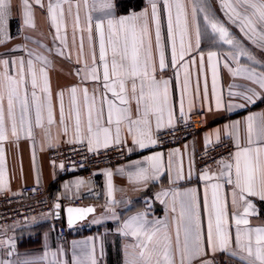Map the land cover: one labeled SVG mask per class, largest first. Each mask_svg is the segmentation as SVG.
Listing matches in <instances>:
<instances>
[{
    "label": "snow or ice",
    "instance_id": "1",
    "mask_svg": "<svg viewBox=\"0 0 264 264\" xmlns=\"http://www.w3.org/2000/svg\"><path fill=\"white\" fill-rule=\"evenodd\" d=\"M65 3H70V0H48L47 4L48 17L52 26L56 28L57 38L64 17ZM33 4L44 7L43 0H21L23 22L26 26H35ZM147 4L148 6L139 12L132 11L128 15L117 16L114 11V0H99L98 4L92 6L89 0H83L84 7L88 9L85 26L89 41L92 44L95 33L99 42V58L97 61L93 45V65L90 68L85 65L87 73L81 78V83L85 84L90 80L99 84L103 91L100 92L97 100L96 87L89 96L87 87L73 85L56 93V97L59 101V123L63 126L65 135L68 132L67 120L74 116L75 133L78 138L81 136L82 109L86 111L87 125L84 132L87 135L89 151L93 150V143L98 146L102 143L104 147L112 143L120 144L121 126H126L134 144L141 149L146 148L156 143L151 136L153 117L156 118L158 128L165 112L168 113L169 124L172 123L169 81L162 78L169 64L166 62L165 46L161 37V0H147ZM162 7L167 11V38L171 43L170 65L172 68H177L179 65L185 70L184 93H189V80L187 63L181 62L192 52L193 35L197 49L200 47L202 36L213 42L230 46L229 58L236 61L239 66L235 69L228 64L226 66L233 75L243 74L245 79L264 92V64L256 59L253 51L245 43L246 40L255 48L264 51V0H221V10L228 22L239 29L244 39L233 35L226 24L208 10L206 0H200V6L193 5L191 23L184 0H162ZM76 8L75 27L79 28V2ZM173 8H175L174 20ZM68 11L71 14V6ZM93 11L99 13L95 18L92 15ZM201 17L202 19H199ZM10 19L11 0H0V43H5L3 37ZM149 20L155 27V47L158 57L153 54ZM82 47L81 38V50ZM60 54L63 55V52ZM28 56L27 60L23 57L0 60V68L4 69L0 72V141L7 140L9 133L17 140L20 139L21 132L32 137L34 127H43L45 118L49 127L55 123V105L46 70L49 61L42 54L29 52ZM216 57L217 53L214 51H209L207 54L212 70L214 92L217 76L216 63H214ZM241 58L244 59V63H241ZM200 65L203 69L202 53ZM81 72V69H77L76 75L81 76ZM158 75L160 79L157 78ZM65 91L69 94L67 117L64 108ZM78 93L82 94L83 105L78 100ZM238 95H241L247 103H254L255 99H264V96L254 88H248ZM180 104L181 116H183V95ZM191 105L192 99H189V107ZM216 106L217 109L220 108L219 98ZM244 106L239 105V107ZM113 125H115L114 134ZM228 127L237 130L234 134L237 151L232 153L227 161L218 162L221 169L219 175L215 173L210 175L208 170H205L200 177L206 182L203 200L207 214L206 235L202 227L200 202L196 190H189L183 194V199L180 201V217L174 237L167 224L160 221L150 222L143 213H137L124 221L120 231L132 240L128 247L133 249L125 264H194L196 261H199V264H212L203 257L209 251L213 253L217 250L227 251L233 243L240 252L246 253L239 257L236 252L229 253L233 258L239 259L240 264H264V226L252 227L249 220L250 216L257 214L250 197H258L264 201V119L257 122L254 116L250 115L246 118L247 146H242L240 143L239 122L226 126ZM216 135L218 140L219 131ZM253 137L259 146H253ZM146 160L149 168H137L135 173L137 182L158 179L163 166L162 154L157 153L147 157ZM172 165L173 160L170 155L167 163L169 173ZM107 175L111 192V172ZM184 178L181 161L176 179ZM221 179L225 184L232 186L233 207L236 206V196L239 194V201L243 205L242 212L234 211L229 217L226 198L221 196L222 184L213 182ZM56 207L59 208L60 205L57 204ZM92 211H94L92 208H68V223L70 225L73 223V214H76L77 218H82L84 214ZM175 211L176 208L173 206L172 212ZM230 219L232 223H229ZM56 255L57 253H53V256ZM87 257L90 264H96L92 252L87 253ZM0 264H11V262L0 261ZM23 264H33V262L26 260ZM53 264L60 262L57 260ZM73 264H85V262L77 257Z\"/></svg>",
    "mask_w": 264,
    "mask_h": 264
},
{
    "label": "crops",
    "instance_id": "2",
    "mask_svg": "<svg viewBox=\"0 0 264 264\" xmlns=\"http://www.w3.org/2000/svg\"><path fill=\"white\" fill-rule=\"evenodd\" d=\"M78 2L80 3V27L76 28L74 18ZM43 3V8L33 4L35 26L31 27L26 26L23 22L21 0H11V19L3 37L5 43H0V60H12L18 57L27 60L29 52L47 57L49 63L46 70L55 105V123L49 127L45 118L43 127H34L32 137L21 132L20 139L17 140L9 133L7 140L0 141V194H15L23 185L38 183L48 187L51 195H54L56 191H59L63 197L71 199L87 195L88 198H84L82 204L73 206L78 208L91 206L94 211L90 212L86 219L73 226H69L66 222V206H64L59 208L58 214L57 210L54 209L48 214L35 215L23 222L0 229V261L23 264L24 261L28 260L32 261L33 264H53L54 261L58 260L60 264H73V261L78 257L85 264H90L87 253L92 252L96 264H125L126 259L133 253V249L128 247L132 240L125 237L120 231L124 221L137 213H143L150 222L160 221L167 224L171 235L174 237L180 217V201L185 192L193 189L196 190L200 202L201 222L206 235L207 214L203 207L206 182L200 177L205 170H208L210 175L213 173L219 175L221 169L219 164H216L205 170L197 171L194 165V154L198 149L222 140L231 141L234 146L233 153L237 151L234 139L237 130L231 127L226 128V126H231L236 122H239L240 143L242 146H247L246 118L250 115L254 116L257 122L264 119V99H255L254 103H247L238 93H244L248 88H254L258 93H261V96H264V92H261L257 85L245 79L243 74L233 75V72L226 66L228 64L232 69L239 66L236 61L229 58L230 46L213 42L202 36L200 47L197 49L193 35L192 52L190 55H186L184 61L181 62L187 63L189 80V93H184L185 70L179 65L177 68H172L170 65L171 43L167 38V11L162 7L161 0V37L165 46L166 62L169 64L162 78L169 81L172 123L169 124L167 112L164 113L159 128L156 118L153 117L151 122L152 139H154L157 131L173 126L177 117L181 116L180 101L182 95L184 98L183 116L203 110L207 113L208 127L193 138L176 146L162 149L156 147L155 143L141 149L133 143L132 136L128 134L126 126H121L120 144L124 145L129 153V158L126 161L96 170L94 176L89 180L77 175L64 177L61 173L60 162L48 158L47 151L54 147L72 143H86L89 146L87 135L84 132L87 118L86 111L82 109V132L79 138L75 133L74 116L67 120L68 132L65 135L63 126L59 123V101L56 93L73 85H79L81 88L87 87L89 96H91L93 88L96 87L98 89L96 96L99 100L100 92L103 91L99 84L90 80L85 84L81 83V78L87 73L85 65L89 68L93 65V45L98 61L99 42L93 33V41L90 44L89 34L85 26L88 9L84 7L83 0H70V3L63 4L64 17L61 21L59 38H57L56 28L52 26L48 17V0H43ZM98 3L99 0H89L90 6ZM184 3L191 23L193 5L200 6V0H184ZM114 5L117 16L128 15L132 11L139 12L148 6L147 0H138V2L137 0H114ZM206 5L208 10L226 24L233 35L239 39H244L239 29L228 22L221 10V0H206ZM70 6L71 14L68 11ZM92 15L95 18L99 13L93 11ZM174 19L175 8H173ZM149 27L152 33L153 54L158 57L155 47V27L151 20H149ZM245 43L253 51L256 59L264 64V51L255 48L246 40ZM178 47L179 41L177 39ZM209 51L217 53L214 60L217 68L215 92L213 91L212 70L207 59ZM61 52L63 55L60 54ZM201 53L204 57L203 69L200 65ZM33 59H35L34 56ZM36 63L39 67V62ZM241 63H244L243 58H241ZM77 69L82 70L81 76L76 75ZM2 71L4 69L0 68V72ZM157 78L160 79L161 77L158 75ZM205 88L207 89L206 96ZM217 98L220 100L219 109L216 106ZM189 99H192L191 107H189ZM78 100L83 105V98L80 93H78ZM239 105L245 106L239 107ZM64 108L67 117L69 112V94L67 91L64 95ZM112 130L114 134L115 125L112 126ZM217 131H219L218 140ZM253 140V146H259L255 137ZM113 145L118 144L112 143L110 146ZM102 148H105L102 143L99 146L95 143L92 144L93 150ZM157 153L162 154L163 157V166L158 174V179L137 182L135 177L137 168H149L146 158ZM170 155L173 165L169 173L167 163ZM181 161L185 178L178 180L176 176ZM108 172H111V192L109 190ZM149 175H152L151 170ZM213 182L222 184L221 196L226 198L229 217L234 211L242 212L243 205L239 201V194L236 196V206L233 207L231 203L232 186L225 184L223 179ZM208 196L210 200V189ZM250 199L257 212V214L249 217L250 225L252 227L264 226V201L258 197H250ZM173 206L176 208L175 212H172ZM229 223H232L231 219ZM62 226H65L68 231L66 241H60L58 237V229ZM181 239H183V233H181ZM231 252H236L237 257L246 255V253L240 252L233 243L227 251L217 250L214 253L209 251L203 259L210 260L212 264H230V262L240 264L239 259L229 255ZM53 253H57V255L53 256ZM194 264H199V261L194 262Z\"/></svg>",
    "mask_w": 264,
    "mask_h": 264
},
{
    "label": "built area",
    "instance_id": "3",
    "mask_svg": "<svg viewBox=\"0 0 264 264\" xmlns=\"http://www.w3.org/2000/svg\"><path fill=\"white\" fill-rule=\"evenodd\" d=\"M208 125L207 113L203 110L178 116L173 126L155 133L156 147L164 149L184 143L206 129ZM233 151L234 146L229 140L198 149L194 154L195 168L202 171L212 167L221 160H227ZM47 157L60 162L64 177L77 175L89 180L96 170L126 161L129 153L122 144L89 151L86 143H72L49 149ZM84 198L88 196L65 198L59 191L51 195L48 187L38 183L23 185L15 194H0V229L23 222L35 215L48 214L57 208V204L60 207L80 205ZM58 237L60 241L68 239L65 226L58 229Z\"/></svg>",
    "mask_w": 264,
    "mask_h": 264
},
{
    "label": "water",
    "instance_id": "4",
    "mask_svg": "<svg viewBox=\"0 0 264 264\" xmlns=\"http://www.w3.org/2000/svg\"><path fill=\"white\" fill-rule=\"evenodd\" d=\"M68 208H78V207H74L73 205H68V206H66V208H65V215H66V222H67V224L69 225V226H73V225H75L76 223H78V222H81L82 220H84V219H86V217L88 216V214L89 213H86V214H84V216L82 217V218H77L76 217V214H73V223L70 225L69 223H68V216H69V214H68V212H67V209ZM80 208V207H79ZM85 208H92L93 209V207H91V206H86V207H82L81 209H85ZM57 211V214H58V210H59V208H55Z\"/></svg>",
    "mask_w": 264,
    "mask_h": 264
},
{
    "label": "rangeland",
    "instance_id": "5",
    "mask_svg": "<svg viewBox=\"0 0 264 264\" xmlns=\"http://www.w3.org/2000/svg\"><path fill=\"white\" fill-rule=\"evenodd\" d=\"M230 264H234V263L230 262Z\"/></svg>",
    "mask_w": 264,
    "mask_h": 264
},
{
    "label": "trees",
    "instance_id": "6",
    "mask_svg": "<svg viewBox=\"0 0 264 264\" xmlns=\"http://www.w3.org/2000/svg\"><path fill=\"white\" fill-rule=\"evenodd\" d=\"M137 2H138V0H137Z\"/></svg>",
    "mask_w": 264,
    "mask_h": 264
}]
</instances>
